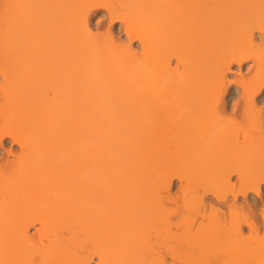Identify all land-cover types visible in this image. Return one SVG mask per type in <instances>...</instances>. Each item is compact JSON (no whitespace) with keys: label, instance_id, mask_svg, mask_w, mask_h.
<instances>
[{"label":"bare ground","instance_id":"obj_1","mask_svg":"<svg viewBox=\"0 0 264 264\" xmlns=\"http://www.w3.org/2000/svg\"><path fill=\"white\" fill-rule=\"evenodd\" d=\"M1 5L0 264H165L160 244L181 236L184 264H229L220 250L264 228V0ZM101 7L128 40L94 33ZM246 62L227 114L231 72ZM207 222L221 224L219 251L200 247ZM248 250L233 261L264 264Z\"/></svg>","mask_w":264,"mask_h":264},{"label":"rangeland","instance_id":"obj_2","mask_svg":"<svg viewBox=\"0 0 264 264\" xmlns=\"http://www.w3.org/2000/svg\"><path fill=\"white\" fill-rule=\"evenodd\" d=\"M5 9V7L3 6L2 7V5H1V9H0V12H2L1 10H3V9ZM7 10V9H6ZM5 11L3 10V13H4ZM7 13V12H6ZM3 15H5V14H2V13H0V18H2L3 17ZM2 16V17H1ZM92 27H93V31H94V33L96 34V35H98V33L101 35H103V34H105V33H107L108 32V29L110 28V30H113L112 32H114V36L115 37H117V39L118 40H121L122 42L124 41H126V40H128V38H127V36H126V34H125V30H124V27L120 24V23H118V22H114V23H112L111 24V22H110V18L108 17V13H107V11H105V9H103L102 7L101 8H99V10L97 9V11H95L94 13H93V16H92ZM100 35H98V36H100ZM105 36V35H104ZM101 37H103V36H101ZM135 43V44H134ZM27 44V43H26ZM133 44H134V46L135 47H137L138 45H139V43L138 42H133ZM30 45V44H29ZM27 46V45H26ZM28 48H29V46H27ZM14 48V47H13ZM21 48V47H20ZM19 47H17V49H19L20 51H22V50H24L25 52H27L26 51V49H20ZM23 48V47H22ZM138 48V47H137ZM16 49V48H15ZM14 49V50H15ZM12 50V49H11ZM13 50V51H14ZM19 50H15L14 51V53H19L20 51ZM24 51H22V52H24ZM29 51V50H28ZM33 52V51H32ZM11 53V52H10ZM29 53V52H28ZM28 53H26L27 55H29L30 56V54H28ZM26 54H25V57L27 58V56H26ZM24 56V55H23ZM32 56V55H31ZM250 63L249 62H246V63H244L241 67H239L238 65H236L235 67H234V69H233V71L231 72V75H230V81H231V86H230V91L229 92H227V97H226V101H225V103H227V110H226V113L227 114H233L234 112H235V109L233 108V106H234V102H236V101H238L239 99H240V97H238L239 96V94H240V89H238V87H235V84H236V82L237 81H239V79H240V77L241 76H243L244 78H247L250 74H251V69L249 68L250 67V65H249ZM44 66V65H43ZM39 69L38 70H36L35 68L33 69L34 71H32V73L33 74H39V72H41V71H39V70H43L44 68H41V67H38ZM43 71H45V70H43ZM42 71V72H43ZM35 72V73H34ZM41 72V73H42ZM0 82H1V77H0ZM5 84H8V83H5ZM237 88V89H236ZM239 92V93H238ZM261 102H260V101ZM258 107H260L261 109H262V112H264V93H263V96L261 95L259 98H258ZM229 107V108H228ZM242 119V118H241ZM239 120V124L240 125H244V124H246L247 125V123L249 124V122L247 121V120H249V119H242V120H240V119H238ZM241 122L243 123V124H241ZM251 122V121H250ZM236 129H237V126H236ZM235 129V130H236ZM236 133V132H235ZM231 135H234V133L232 132V134ZM9 141V142H8ZM7 142V145L5 146L6 147V149H7V147L8 148H10L11 146L13 147V148H15L16 150H18L19 149V147H18V145H12V144H10V140H8ZM10 146V147H9ZM16 146V147H15ZM4 152V151H3ZM0 153L1 155H0V165L1 164H3V161H4V154H5V152L4 153ZM6 155V154H5ZM13 160H15V164H18L19 162H20V159L19 158H14ZM235 175H233V177H234ZM232 177V179H233V181H235L236 179V176L233 178ZM176 180H178V178H175L174 179V181L175 182H173V189L174 190H171V192L173 191V194H177V192H178V194L177 195H171V198L169 199L170 201L169 202H171L170 204H169V202L167 203V204H169L168 206H165L166 208H167V210H172V208L173 209H175V207H177L178 205H176L177 204V201H178V199H177V197H178V195H179V193L181 192L180 190H178V184H179V181H176ZM175 185V186H174ZM264 186V185H263ZM172 194V193H171ZM182 194V193H181ZM229 194V193H228ZM232 194V193H231ZM231 194H229L230 196H231ZM175 196H176V198H175ZM207 197H209L210 198V196L211 195H206ZM224 196H225V198L227 199V194H225V195H223L221 198L222 199H224L225 200V198H224ZM181 197H182V195L180 196V197H178V198H180L181 199ZM232 197V196H231ZM231 197H229L228 196V198L229 199H227L226 201H228V200H230V198ZM251 198H250V200H253L252 198H255L254 200L255 201H253V202H259L260 204H261V201H260V199L258 198V197H255L254 195H252L251 194V196H250ZM221 198H220V200H221ZM179 199V201H181ZM183 199V198H182ZM214 199H215V197H214ZM210 200H212L211 198H210ZM218 201V199H217V202H216V200H214V202H213V200L212 201H210V202H213L212 203V205L216 202L217 203V205H222V204H224L225 202H224V200H223V202H221V201ZM182 202H184V203H186L185 201H182ZM208 204H210V202L209 201H206ZM239 202L240 203H242V202H244V199L241 197V199H239ZM184 203H183V205L181 206V209H180V211H181V213H184L185 211H183L182 212V209L185 207V205H184ZM206 203V204H207ZM252 203V202H251ZM178 204H180V203H178ZM206 205V207H208L209 205ZM192 205V204H191ZM198 205V204H197ZM215 205V204H214ZM203 207V206H202ZM201 206H200V212H202V211H204L203 209H201L202 208ZM165 208V209H166ZM179 208H180V205H179ZM179 208H176V209H179ZM191 208H193L192 206H191ZM197 208H199V207H197ZM196 208V209H197ZM205 208V207H204ZM186 209V208H185ZM206 209H208V211H209V207L208 208H206ZM184 210V209H183ZM190 210V209H189ZM174 211H176L177 212V210H174ZM188 211V210H187ZM195 211V210H194ZM179 212V211H178ZM188 212H190L189 214H192V212L191 211H188ZM196 212V211H195ZM199 212V213H200ZM169 212L167 211V212H165V215H166V217H165V221H167L166 220V218H167V215H168V217L170 218H173V216H175V214H172V216H169V215H171V212H170V214H168ZM174 213V212H173ZM187 213V212H186ZM196 213H198V211L196 212ZM193 214L195 215V213L193 212ZM258 214V213H257ZM186 215V214H185ZM183 216V217H186V216ZM188 215V214H187ZM194 215H192V216H194ZM178 215H176L175 217H177ZM199 216V215H198ZM194 217H196V216H194ZM256 217V216H255ZM170 218V219H171ZM182 218V217H181ZM190 218V217H189ZM224 218V217H223ZM178 219V218H177ZM187 219V218H186ZM195 219V218H194ZM199 219H201V217L199 218ZM217 219V218H216ZM218 219H220V218H218ZM169 220V219H168ZM171 220H174V219H171ZM170 220V221H171ZM209 220V219H208ZM224 220V219H223ZM226 220L228 221L229 219L226 217ZM225 220V221H226ZM169 221V222H170ZM178 221V220H177ZM205 221V220H204ZM221 221V220H220ZM175 222V221H174ZM179 222H181L180 221V219H179V221H178V223ZM189 222V224H187V226H189V227H192L193 229H195L194 228V224H196L198 221H197V219H196V223H194L193 222V224H191L190 225V221H188ZM201 222V221H200ZM203 222V221H202ZM206 222V221H205ZM207 223H209L210 225H208L207 227L205 226V224H203L205 227H206V232H205V230H203V228H198V229H202L204 232L201 234V237H202V235H204V234H206V235H204L205 237H204V239H203V243H204V245L202 244V242H201V245H200V247L202 246V249H203V247H205V244H207L206 245V247L207 246H209V243L211 242V239H212V237L215 235L216 236V233H217V236H218V238H219V236H220V234H221V231L220 230H218L219 229V226H221V224L220 223H217V222H213V223H211V222H207ZM224 223V222H223ZM227 223V222H226ZM170 224V223H169ZM174 224V223H173ZM166 225H167V223H166ZM176 225V224H175ZM196 226V225H195ZM202 227V226H201ZM222 228V227H221ZM224 228H225V226H224ZM223 228V229H224ZM248 228H246L245 227V231L247 230ZM264 228H261L260 229V232H259V234L258 235H256L255 237H252V238H250V241H248L247 243H244V245L243 244H241V247L240 246H238V248L236 249V250H234V251H230V250H226V249H224V250H220V251H222L220 254L218 253V255H222V258L223 259H227V261H228V263L229 264H233V259L234 260H238V257H243L242 255L244 254V253H246L247 252V250L248 249H253L254 251V255H257V256H264V230H263ZM33 230V229H32ZM248 231V233H249V230H247ZM246 231V232H247ZM245 232V233H246ZM210 235H212V236H210ZM167 236V235H166ZM181 238H183V239H181ZM209 238H210V240H209ZM217 238V239H218ZM168 239H170V238H167L166 239V237H165V246L163 245V244H160V247L159 246H157V247H159V252L161 253V257L165 260V264H184L185 262V260H184V256H186V254H185V252H186V250L188 249H186L185 250V252H184V250L183 251H181V249L180 248H182V247H184V248H186V246L188 247V245L187 244H189V241H186V239L187 238H185V241L186 242H188V243H186L185 244V241H184V237H180V239L181 240H183V241H180L179 242V240L180 239H177L178 241L176 242V240H172V239H170L169 241H168ZM188 240V239H187ZM200 240H202V239H200ZM213 240V239H212ZM148 241V240H147ZM156 241V240H155ZM172 243H171V242ZM213 241H215V240H213ZM212 241V242H213ZM171 243V245H170V243ZM183 242H184V244L186 245V246H184V244H183ZM173 243H179V250H178V248H177V245H176V248L175 247H173V249L174 250H178L177 251V255H175L174 253H176L173 249H172V245H173ZM181 243V244H180ZM216 243H217V240L214 242V247L213 248H215V251H219L218 249H217V247H216ZM158 244V243H157ZM211 244V243H210ZM159 245V244H158ZM182 245V246H181ZM173 246H175V244L173 245ZM181 246V247H180ZM154 247V246H153ZM156 247V248H157ZM206 247H205V249H206ZM210 247V246H209ZM212 248V247H211ZM146 249V248H145ZM150 249V248H149ZM152 249V248H151ZM210 248H208V250H209ZM173 250V251H172ZM147 251V250H146ZM149 251V250H148ZM153 251V250H152ZM249 251V250H248ZM172 252H174L173 254H172ZM178 252H182V254H184V256H182L181 254L180 255H178L179 253ZM184 252V253H183ZM252 252V251H251ZM156 253H158V248H157V252ZM146 254H148V253H145V255ZM154 255V254H153ZM218 255H216V258L218 259ZM252 255V254H251ZM147 256V255H146ZM146 256H144V258L146 257ZM157 256H158V254H157ZM160 256V255H159ZM176 256V257H175ZM147 257H149L150 258V256H147ZM183 257V258H182ZM220 257V256H219ZM235 257H237L236 259H235ZM159 258V257H158ZM181 258H182V260H181ZM186 258V257H185ZM230 258L232 259V260H230ZM253 258V257H252ZM256 258V257H255ZM146 259V258H145ZM151 259V258H150ZM154 259V258H153ZM180 259V260H179ZM220 259V258H219ZM241 259V258H240ZM260 259V258H259ZM184 260V261H183ZM242 260V259H241ZM256 260V259H255ZM263 260H264V257H263ZM146 261H147V259H146ZM222 261V260H221ZM258 261V260H257ZM259 261H261V260H259ZM152 262V261H151ZM150 262V263H151ZM183 262V263H182ZM224 262H225V260H224ZM224 262H223V264H224ZM236 262H238V261H236ZM147 263V262H146ZM227 263V262H226ZM239 263V262H238ZM238 263H235L234 262V264H238ZM242 264V263H241ZM252 264V263H251ZM260 264V263H259ZM262 264V263H261Z\"/></svg>","mask_w":264,"mask_h":264}]
</instances>
